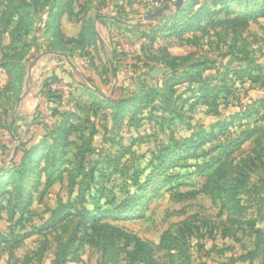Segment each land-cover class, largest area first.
Returning a JSON list of instances; mask_svg holds the SVG:
<instances>
[{
  "label": "rangeland",
  "instance_id": "374dc122",
  "mask_svg": "<svg viewBox=\"0 0 264 264\" xmlns=\"http://www.w3.org/2000/svg\"><path fill=\"white\" fill-rule=\"evenodd\" d=\"M155 2L0 0V264H262L220 198L264 202V0Z\"/></svg>",
  "mask_w": 264,
  "mask_h": 264
},
{
  "label": "trees",
  "instance_id": "16d2710c",
  "mask_svg": "<svg viewBox=\"0 0 264 264\" xmlns=\"http://www.w3.org/2000/svg\"><path fill=\"white\" fill-rule=\"evenodd\" d=\"M156 1L159 2V4L161 3V0H156ZM120 58L121 57H119V59ZM133 59L135 60L136 58L134 57ZM104 63L107 64V66H105L104 72H105L106 68H107L108 72L111 71V66L109 65L110 63H108L107 61L106 62L104 61ZM112 69H114V71L116 73L117 67L114 66V68H112ZM45 91H46L45 97L47 98L46 100H48L50 102V103L47 102L46 104L51 105V103H53V105H54V102H56L55 106L52 105L53 107L52 106L50 107V109H51V115L50 116L57 115L58 117H56V119H59V120L61 117H65V116H67V118L74 117V115H75L74 112H72V111L66 112V111H63V110L57 108L64 101L63 96L61 94H58L54 91H51L50 88L48 90H45ZM256 109H257L255 111L256 114H259L261 116L262 120L264 121V101H261L260 105L257 106ZM56 119H55V121H56ZM50 126L51 127L55 126L58 129V123L56 124V122H53L52 124H50ZM44 127H45V129L48 128L47 125ZM7 129H9V128H7ZM66 134H67V132H65L64 136H67ZM42 141H43V138L41 139V141L38 142V144L32 143L31 145H33V146L34 145L35 146L40 145L41 144L40 142H42ZM228 147H230L228 144L227 145L224 144L221 146H215L214 147L215 149L219 148V150H220V152H218L219 158H217L218 159L217 163H221V161H224L225 158H227L231 155L229 153L223 152ZM222 154L224 156H222ZM250 161L241 167L240 171L236 174V176L232 180V183L229 186V188L226 189L229 192H232V195H230L228 197L223 196L220 198V204H221L220 210H223V212L228 214L226 221L223 222V225L226 226L227 221H229L231 227H235L237 230L238 229H242V230L246 229L247 231H245L244 234L248 235V234L252 233V235L255 237L252 241L253 244H252L251 250L246 249V252L244 254H241L239 258H243V259L248 258L250 260H254V259H256V257L261 256L262 264H264V248L259 249V247H258V245L264 246V242H261L259 240V238L261 237V234L264 233V231H262L264 229L260 226V224L256 223V219L254 217L247 215L248 209H250V207H252L253 204H256L257 205L256 210L260 211L262 209V206L264 203L263 200L260 198H258V199H260L259 202L256 201V192L253 191L256 189H260L259 186H255L256 189H253L252 192L250 190H248L247 175H248V172L250 171L249 168H251L250 163H252L253 160H250ZM258 161L261 162L262 159L258 158ZM224 194H225V192H224ZM102 213L104 214L105 218L109 217V213H106V212H102ZM261 217L262 216H260V218ZM262 218H264V216ZM98 221H99V219H98ZM99 228H104V231L105 232L108 231V232L107 233H100L99 232L98 236H106V237L116 236V237H118L122 234V232L120 230H118V229L116 230L112 227H108L107 225H105L104 227H102V225H100ZM228 229H229V227H228ZM96 231H97V229L93 227V234ZM224 235L226 237H229V236L236 237L237 234L235 232L231 233L230 231L227 230L224 232ZM0 240L6 241V236L0 235ZM137 246L139 247L140 253H144V251H145L144 244L137 243ZM147 251H145L143 256L146 255Z\"/></svg>",
  "mask_w": 264,
  "mask_h": 264
},
{
  "label": "water",
  "instance_id": "95a60500",
  "mask_svg": "<svg viewBox=\"0 0 264 264\" xmlns=\"http://www.w3.org/2000/svg\"><path fill=\"white\" fill-rule=\"evenodd\" d=\"M182 3H183V0H177L176 4L174 6V10H178L181 7ZM165 8H168V7L163 6V9H165Z\"/></svg>",
  "mask_w": 264,
  "mask_h": 264
},
{
  "label": "built area",
  "instance_id": "2783aa9c",
  "mask_svg": "<svg viewBox=\"0 0 264 264\" xmlns=\"http://www.w3.org/2000/svg\"><path fill=\"white\" fill-rule=\"evenodd\" d=\"M172 1H175V0H172ZM157 3H159V2L156 1L155 4H157Z\"/></svg>",
  "mask_w": 264,
  "mask_h": 264
}]
</instances>
